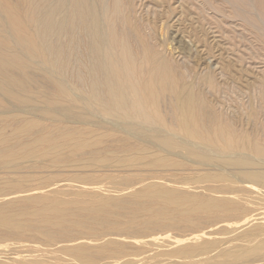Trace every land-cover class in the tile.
<instances>
[{"label":"bare ground","instance_id":"6f19581e","mask_svg":"<svg viewBox=\"0 0 264 264\" xmlns=\"http://www.w3.org/2000/svg\"><path fill=\"white\" fill-rule=\"evenodd\" d=\"M146 1V11L138 14L137 0H0V171L13 169L15 174H19V172H24V169L26 170L25 164L28 163L32 164L30 166L32 169L45 167V165L53 168L60 162L77 165L76 160L72 158L76 152H80L79 155L83 154L81 151L86 153L87 148H92V152L94 146L97 148V144L105 143L102 141L103 137H110L112 132L123 131L121 137L125 134L126 136H123L122 139L118 138L120 140L117 141V147L114 148L110 145L112 149L106 151V154L111 155L114 159L120 152L124 155L123 152L127 151L131 155H138L141 159H145L146 162H144L148 165L159 160L165 162L164 167L171 163L166 156H163L165 151L174 155L178 151L186 152L196 158L200 157L201 165L205 164L204 166H206L207 164V166H213L216 169L211 170L206 176L193 177L195 182L203 183L205 181L204 186L206 187L208 184L210 185L209 182L212 184L217 181L226 182V185L229 184L231 189L223 191L217 190L215 187L216 189L208 190L212 195L214 193H232L233 196L238 195V198L241 199H232L229 196L215 197L210 194L206 196L203 195L204 192L203 194L202 192H193L194 194H192L191 191V194H187L190 191H183L184 188L181 191L177 189L179 187L168 186L164 182H148L149 180L143 187L141 186L142 188L131 190L133 193L131 192L132 196L129 198L119 199L103 195L100 192L102 187L95 185L96 183L93 185L95 180L87 177V174L86 177L84 174L80 176L79 173L73 175H79L75 179L77 178L82 184H90L92 190L81 189L80 185V189H75L71 185L73 189L64 188L60 183L41 182L40 179L41 183L37 185L34 183L31 184L33 187H29L25 183L29 182V179L26 181L8 176L4 177L5 181H2V177V180L0 179V245L3 247H0V264H97L99 261L111 258L113 251L118 252L121 258H127V262L132 263L139 261L144 263L148 257L163 262L179 258L178 260H182L184 264H251L254 259L264 260V226H260L263 224L257 226L254 223L257 227L254 228L253 224V229L251 226L245 228L249 230L245 232L249 237L248 245L244 242L232 247L221 245L220 241L216 239L207 238L208 240H205L204 238L203 240V236L192 235L193 237L183 245L171 250L160 251L159 248L162 246L168 248L171 245L169 239L159 240L155 236L146 240L140 239L145 235L143 233L153 235V233L159 232L167 235L179 230L177 223L174 224L175 220L190 222V211L185 209L187 203L193 204V207L197 205L203 213H207L209 216L213 215L218 221L229 217L233 218V222L234 219L239 218V214H253L248 212L250 207L246 208V205L245 207L242 205L241 208L237 207L238 203H242L241 200L245 199L250 202L258 200L257 203L262 205L260 200H264V196L259 194V191L264 193V161H259V158L264 160V91L261 95L262 107L255 106L253 103L248 106L245 126L238 125L239 123L231 118L233 114L229 117L225 111L224 113L219 108L213 107V98L210 99L208 92L218 94L219 77L221 75L224 77L225 74L228 81L229 79L232 82L246 80L264 87V0ZM151 14L156 19L161 17L165 20V25L167 24L168 27L170 20H176L174 23L176 25L186 24L183 32L195 36V42L197 41L204 47V53L210 55L209 57H216L219 60V65L217 67L205 66L199 72L193 70L195 73L188 72L184 60L168 53L165 49V44L168 45V43H165L164 38L160 41L150 29L151 26L147 19ZM32 68L35 71H43V75L46 74V78L54 88V95H47L48 93L43 91L46 96L39 95L42 99L39 101L62 105L64 113L68 112L70 118L77 120V122L73 120L76 125L75 123L61 124L60 121L57 123L54 121L56 118L52 120L53 115L54 117L56 115L46 113V111L39 112L38 110L39 114L35 113L34 115L33 113L32 116L24 114H29L24 110L18 112V109L4 113L12 110V105L25 108L37 104L38 95L35 97V94H32L33 88L29 90L31 83H28L29 76L32 75L29 71ZM27 72L30 73L29 78L26 76ZM67 84L73 85L76 93ZM35 92L37 93V91ZM47 103L44 105L46 106ZM164 103L167 108L170 107L171 115L172 112L175 115L172 121L165 113ZM59 108L61 110V107ZM220 108L222 109V107ZM35 112L37 111L35 110ZM62 113L63 110L60 115ZM94 113L106 117H102L104 124L102 123L100 128L94 124L96 121L93 117ZM98 114L96 116L100 117ZM167 114L170 115L168 112ZM45 116L55 123L39 126L37 129L42 120H45ZM86 121L90 124L94 121L92 124L95 127L86 124ZM42 123L41 125L44 124ZM138 124L152 128V135H144L146 128L142 127L143 129H141L137 127ZM14 126L15 129L11 133L9 128ZM161 132L166 136H161ZM23 134H29V136L25 137L24 135L23 137ZM177 136L181 137L183 142L179 143L175 140ZM198 148L200 150L207 149V152L210 149V156L200 152ZM210 151L213 154L220 152L226 156L213 158ZM101 152L103 153V151ZM91 154H94V160L103 161L98 149L93 150ZM106 154H104L105 157H107ZM216 154L214 155L216 156ZM77 155L74 156V159ZM81 156H77V159L79 160ZM130 161L136 165L131 159ZM131 162L130 165H132ZM172 164L179 167L181 163L174 161L170 167H175ZM124 165L126 166V164ZM231 166L232 168H230ZM182 168L184 169V167ZM11 170H9V174H11ZM234 171L235 174L245 175L240 182L246 183L247 188L236 186L233 179L236 177ZM125 174L123 173L119 178L127 177L128 174ZM138 174H135L136 177ZM73 175L72 181L74 180ZM135 175L129 176L134 177ZM157 175L154 173L150 178H159L165 182H180L178 176L168 177V174H164L167 176L162 177ZM234 175L235 177H233ZM99 179L101 178L99 177ZM123 179L125 180L124 177ZM123 179L120 180L123 181ZM126 179L131 180L130 178ZM36 180L38 181V179ZM69 180L64 181L68 182ZM80 180H83L84 183ZM110 183L114 188L113 191L125 190L129 185V183L127 185L122 182L118 183L116 180H111ZM131 183L133 182L131 181ZM54 184L57 187L53 191H43L47 186ZM193 188L191 187L192 190ZM253 188L256 190L253 191ZM29 190H35V193H30ZM24 191H27V195L28 192L32 194L28 197L27 205L23 203L27 197L22 201L21 194L20 196L17 194ZM123 194L124 192L121 195ZM10 195L12 198H7ZM193 209H191V214ZM201 210H199V214L202 212ZM249 210L254 211L255 208ZM258 210L261 209H257L256 212ZM258 215L260 214L258 213ZM120 217L133 219L134 223L139 221L138 219L156 220L155 222L147 221L148 223L143 221V226L138 227V231L140 230L143 234L137 231V235L140 234L139 243L148 247H137L131 253L127 251V247H121L125 245V243H121L123 241L109 240L107 243L121 246L119 248L109 245H107L109 247H104V245L96 247L95 243L101 241V237L106 234L124 233L125 235L126 230L120 229L117 222ZM253 221L255 220L253 219ZM250 222L248 225H251ZM216 224L214 225L216 226ZM190 227H193L192 232L199 231L196 229L199 228L196 223ZM128 231L129 229H127ZM230 231L232 232V229ZM28 232L49 237V239L41 238L46 241L37 240L38 236L30 234L36 238L34 242L38 246L41 244L58 245L73 237L74 240L75 236L85 235L93 238L90 241L95 246L84 247L82 244L75 243L72 245L62 244L57 249L49 248L48 250L47 248V252H45L41 247H28V244L33 242L30 238L31 242L26 241L25 235ZM57 235L72 237L62 240ZM133 236L134 234L130 238ZM134 237L137 239L136 235ZM244 237L246 236L244 235ZM34 242L33 244H35ZM149 250H156L151 257L146 253ZM105 263L103 262V264Z\"/></svg>","mask_w":264,"mask_h":264},{"label":"rangeland","instance_id":"374dc122","mask_svg":"<svg viewBox=\"0 0 264 264\" xmlns=\"http://www.w3.org/2000/svg\"><path fill=\"white\" fill-rule=\"evenodd\" d=\"M145 2V3H144ZM147 4V1L146 0H137V4H136V7L138 8H136V10H137V13L138 14H140V13H144L145 11H146V8H145V5ZM153 12V11H152ZM148 21L147 22H149V26H151V28L150 29H152V31L154 32V34H155V36L160 40V41H162V39L164 38V40H165V43H168V45H166L165 44V49H166V51L168 52V53H170V54H172V55H174L176 58H178V59H182V60H184V62H185V65H186V70L189 72V71H197V72H199V70L201 69V68H204L205 66L206 67H210V65H213V66H218L219 64H218V62H219V60L216 58V57H209L210 55H207L206 53H204L205 51L203 50V46H201V44H198V42L196 41L195 42V36H191V35H188V33L186 32H183V29H184V27L186 26V24H181V25H183V26H181V25H176V24H174L175 22H176V20L174 21V20H170L171 22L168 24V25H170L169 27L167 26V24L165 25V20H163L161 17H159L158 19H156L152 14L151 15H148ZM150 17H151V19H150ZM155 18V19H154ZM161 18V19H160ZM154 19V20H153ZM163 21V22H162ZM165 21V22H164ZM172 24H174V26H172ZM153 27V28H152ZM179 27V28H178ZM181 27V28H180ZM177 28V29H176ZM169 31H168V30ZM178 29H182V30H178ZM155 30V31H154ZM179 31V32H178ZM181 31V32H180ZM181 35V36H180ZM188 35V36H187ZM160 37V38H159ZM169 37V38H168ZM171 37V38H170ZM191 37V38H190ZM210 41H212V39H210ZM171 55V56H172ZM183 57V58H182ZM211 60H210V59ZM207 59V60H206ZM196 65V67H195V65ZM199 64V65H198ZM204 65V66H203ZM189 69V70H188ZM34 69L32 68V70L30 69V73L33 75H30V73L29 72H27V74H26V76L28 77L29 75V79H28V83L30 84V86L31 87H29V90H31V88H33L32 90H31V92H32V94H35L34 96L36 97L37 95V104H34V105H29V106H27V107H25V108H28L27 110L24 108V107H20V106H14V105H12V110H10V111H7V112H4V113H9V112H13V111H15V110H17L18 112H20V111H26V112H29V114L28 113H24V114H26V115H29V116H32L33 115V113H34V115H35V113L36 114H39V112L40 111H46V113H54L55 115H56V117H54V115H53V118H52V120L54 119V118H56V119H54V121L55 122H57V121H60L61 122V124H63V123H70V124H73V123H75V125H76V122H77V120H75V119H73L72 117L70 118L69 116V113L68 112H66V113H64V107L62 106V105H59V104H55V103H47V102H45V103H47V105L45 106L44 104V102L43 103H41L39 100H41L42 101V99H40V97H39V95H41V96H43L42 94H44L45 96H46V94H45V92H47L48 94L47 95H54V88H53V86L51 85V83L48 81V79L46 78V74H45V76L43 75V71L41 72V71H33ZM192 72V73H195V72ZM35 73V74H34ZM191 73V72H190ZM192 75V74H191ZM31 76H32V78H31ZM192 76H194V75H192ZM220 79H219V81H220V88H219V91H218V94H213L212 92H208V94H209V96H210V99L212 100V98H213V100H212V102H214V106L213 107H215V108H219L220 110H222L223 112L225 111L226 112V115L227 116H229V117H231L232 119H234L235 121H236V123L238 122L239 124L238 125H241V126H245L246 124V122H247V117H246V115H247V110H248V106L249 105H251L252 103H253V105H257V106H259V107H262L263 106V102H262V99H261V95H262V92L264 91V87L263 86H259L258 84H253V83H250L249 81H246V80H239L238 82H232V80L231 79H229V81L227 80L228 79V77L226 76V74L224 75V77H223V75H221V77H219ZM224 78V79H223ZM30 79H33V80H30ZM223 79V80H222ZM226 79V80H225ZM251 79V78H250ZM252 80H253V78H252ZM33 81V82H32ZM34 81H35V83H34ZM225 81V82H224ZM244 82V83H242V82ZM247 82V83H246ZM49 83H50V85H49ZM240 83V84H239ZM241 83H242V85H241ZM250 84V85H247V84ZM28 84V85H29ZM224 84V85H223ZM70 88H71V90L74 92V93H76V90H75V88H74V86L73 85H70V84H67ZM244 86V87H241V86ZM51 86H52V88H51ZM73 86V87H72ZM50 89H49V88ZM235 87V88H234ZM237 87H239V88H237ZM251 87V88H250ZM256 87H257V89H256ZM263 87V88H262ZM36 88V89H35ZM245 88H246V90H245ZM261 88V89H260ZM35 89V90H34ZM38 89V90H37ZM39 89H40V92H39ZM53 89V90H52ZM255 89V90H254ZM51 90L53 91L52 93H51ZM258 90V91H257ZM35 91H37V93L35 92ZM41 91H42V93H41ZM43 91H45L44 93H43ZM34 92V93H33ZM39 93V94H38ZM41 93V94H40ZM211 93V94H210ZM259 94V95H258ZM215 97L217 98L216 100H215ZM39 98V99H38ZM261 100V101H260ZM216 101V102H215ZM39 103V104H38ZM218 103V104H217ZM256 103V104H255ZM259 103V104H258ZM48 104H50V105H48ZM166 103H164V110H165V113H166V115H167V117L172 121L173 119V116H175L174 114H173V112H172V115H171V110H170V107H168L167 108V105H165ZM217 104V105H216ZM262 104V105H261ZM5 105H7L8 106V104H5ZM38 105H40V107H37ZM54 105H56V106H54ZM57 105H58V108H57ZM34 106H36V107H34ZM41 106H43L42 108H41ZM222 107V109L220 108V107ZM20 107V108H19ZM59 107H61V110H60V108ZM70 107H72V106H70ZM23 108V109H22ZM35 108H37V109H35ZM40 108V109H39ZM22 109V110H21ZM31 109V110H30ZM59 109V110H58ZM33 110V111H32ZM35 110L38 112V110H39V112L37 113V112H35ZM62 110H63V113H62V115H60L61 114V112H62ZM170 112H169V111ZM49 111V112H48ZM167 112L168 113H170V115H171V117H170V115L168 116V114H167ZM224 112V113H225ZM45 113V114H46ZM230 113V114H229ZM235 113V114H234ZM240 113V114H239ZM66 114V115H65ZM95 115H93V117L95 118V120L97 121H93L94 122V124L95 125H98V126H96V127H102V125L104 124V122H103V118H106L104 115H102V114H98V113H94ZM100 115V117H98V116H96V115ZM231 114H233V115H231ZM231 115V116H230ZM239 115V116H238ZM47 116V115H46ZM46 116H45V120L43 119L42 120V122L44 123H42L43 125H41V123H40V125H38L37 126V129H39V126L41 127V126H46V124L47 125H50V124H54L55 122H52V120L51 119H49L48 120V118H46ZM57 116H61V118H57ZM104 116V117H103ZM238 117V118H236V117ZM48 117V116H47ZM103 117V118H102ZM234 117V118H233ZM39 118V117H38ZM68 118V119H67ZM96 118H99V119H96ZM100 118H102V119H100ZM236 118V119H235ZM238 119V120H237ZM48 120V121H47ZM67 120H69V121H67ZM73 120H75L76 122H74ZM102 120V121H101ZM246 120V121H245ZM63 121V122H62ZM70 121H72V122H70ZM60 122H57V123H60ZM93 122H91V124H90V122L88 123V121H86L85 123L86 124H89L91 127H95L94 126V124H92ZM245 122V123H244ZM100 123H101V126H99L100 125ZM103 123V124H102ZM247 126H249V125H247ZM137 127H139V128H141V129H143V128H146V129H144V135H152L151 133V131L153 130L152 128H150V127H147V126H145V125H140V124H138V126ZM143 127V128H142ZM148 128V129H147ZM10 129V132L12 133L13 132V130L15 129V126L14 127H10L9 128ZM149 130V131H148ZM100 131H102V130H100ZM121 133V134H120ZM124 132L123 131H119L118 133H116V132H112L109 136L110 137H103V139H105V140H103L102 139V141L103 142H105V143H100L99 145L97 144V148H96V146H94V149L93 150H97L98 149V152L100 153V158L103 160V161H101V160H94L93 159V155L94 154H91L92 152H93V150H92V152H91V149L92 148H87V149H89V150H85L86 151V153H84V151H81V153H83V154H80V155H82L81 157H83V158H85V159H83V158H79V160L77 159L78 157L77 156H80L79 155V153L78 152H76L74 155H73V160H76L75 162H76V164L78 163V164H80L79 166H77V165H74L73 163V165L72 164H66V163H64L63 164V162H60V163H57L58 165L56 166L55 165V167H53L52 168V166H47V165H45V167L44 166H42V167H37V169L36 168H33L32 169V167L30 168V166L32 165V164H30L29 165V163L28 164H25V166H27V167H25L26 168V170L24 169V172H19V174L17 173V174H15L14 173V171H13V169L11 170V169H9V170H11L12 172H10L11 174H9V170H3V171H5V172H3V171H0V179L2 180V181H5L6 179L4 178V177H10V178H17V179H20V180H26L27 181V179H29L30 181L28 182H25L29 187H33V185H31V184H34V183H36V185L37 184H39V183H41L42 181H45V182H47V181H49V182H57L58 184L60 183L64 188H70V189H73L72 187L74 186V188L76 189H80V187H81V189L83 188L84 190H92L91 188H92V186H90V184H85L84 183V181L83 180H80L81 182L83 181V183L84 184H82V183H80L79 182V180L77 179L78 177L77 176H79V175H77L76 174V176L75 175H73L74 173H79L80 174V176H83V174H84V177H86V174H87V177H89V178H92L93 180H97L96 182L94 181V183H93V185L95 184V185H97V186H99V187H102V188H100V192H102V194L103 195H105V196H107V197H117V198H129L130 196H132V193H133V191L135 190V189H138V188H142L143 187V185L145 184V183H148V182H153V181H156V182H164V183H167L166 185H168V186H172V187H175V188H177V187H179V188H177V189H179V190H181L182 188H184V189H182L183 191H190V192H188L187 194H191V191H192V194H194V193H201L202 192V194H203V192H204V194L203 195H208V194H210V196L212 195V193H210V190H208V189H216L217 188V190H223V191H226V190H228L229 188L231 189V187L229 186V184H228V186L226 185V182H223V181H217L216 183L215 182H213L214 184H212L211 182H209L210 183V185L208 184H205V185H207V187L206 186H204V183H205V181L203 182V183H197V182H195V180L193 179V177H198V176H200V177H203V176H206V174L207 173H209V172H211V170L212 171H214V170H216L215 168H213V166H207V164H206V166H204L205 164H202L201 165V162H200V157H198V158H196V156H192V155H188V153H186V152H179L178 151V153H175V155L174 154H169V152L167 151H165L164 153H163V156H166V158H168L169 159V162H174V161H178V163H181V164H179V167H178V165H175V164H172V166H174L175 165V167H170V165H171V163L167 166V165H164V167L166 166V168H164L163 167V164H165V162H160V160L159 161H157V162H155L154 161V163L151 165V164H147V163H145L146 162V160L145 159H141L138 155L137 156H134V155H131L129 152H127V151H124L123 152V154L124 155H122V153L120 152L119 154H118V156H116L115 157V159L113 158V157H111V155H108V154H106V151L107 150H109V149H112V147H110V145L111 146H113L114 148H116L117 147V141H119L120 139H122L123 138V136L125 137L126 136V134L125 135H123L122 137H121V135L123 134ZM117 134V135H116ZM24 135H25V137H27V136H29V134H23V137H24ZM160 135L162 136H166V134H162V132L160 133ZM120 137V139H118ZM178 138V139H177ZM177 138L175 139V140H177L179 143L182 141V139H181V137L179 138L178 136H177ZM113 140V141H112ZM116 141V142H115ZM183 142V141H182ZM181 144H183V143H181ZM96 145V144H95ZM92 146V147H93ZM100 149V150H99ZM103 149V150H102ZM199 150H200V148H198ZM105 150V151H104ZM209 150L210 149H208V152H207V149H201L200 150V152H203V153H207V155H209ZM101 151H103V153L104 154H106V156L107 157H105V155L101 152ZM206 151V152H205ZM212 151V150H211ZM211 151H210V154L213 156V158H219V157H222V156H226L225 154H221L220 152H214V154H216V156L213 154V153H211ZM88 152V153H87ZM89 152H90V154H89ZM167 153V154H166ZM184 153H186V154H184ZM86 154V155H85ZM87 154H89L88 156H87ZM178 154V155H177ZM75 155H77L76 157H75V159H74V156ZM85 155V156H84ZM129 155V156H128ZM170 155V156H169ZM177 155V156H176ZM221 155V156H220ZM109 156V157H108ZM210 156V155H209ZM134 162V163H136V165L135 164H133L131 161H130V159ZM137 157H138V159L140 160H138L137 159ZM108 158H110V159H108ZM113 158V159H112ZM120 159V161H119V159ZM134 158H136V159H134ZM82 159V160H81ZM125 159V160H124ZM198 159V160H197ZM109 160H110V162H109ZM123 160V161H122ZM173 160V161H172ZM183 160V161H182ZM117 161V162H116ZM143 161V162H142ZM145 161V162H144ZM195 161V162H194ZM201 161H202V159H201ZM259 161H261V162H263L264 160H260V158H259ZM83 162V163H82ZM129 162V163H128ZM130 162H131V164L133 165H130ZM183 162V163H182ZM62 163V164H61ZM109 163H111V164H109ZM141 163V164H140ZM188 163V164H187ZM66 164V165H65ZM83 164V165H82ZM108 164V165H107ZM124 164H126V166L124 165ZM128 164V165H127ZM61 165H63V166H61ZM68 165V166H67ZM82 165V166H81ZM103 165V166H102ZM107 165V166H106ZM135 165V166H134ZM148 165V166H147ZM157 165V166H156ZM263 165H264V162H263ZM61 166V167H60ZM70 166V167H69ZM71 166H73V167H71ZM91 166V167H90ZM118 166V167H117ZM161 166V167H160ZM51 167V169H49V168ZM137 167V168H136ZM159 167V168H158ZM163 167V168H162ZM182 167H184V169L182 168ZM44 168V169H43ZM55 168V169H54ZM119 168V169H118ZM150 168V169H149ZM182 168V169H181ZM205 168V169H204ZM230 168H232V166L230 167ZM38 169H40V170H38ZM142 169V170H141ZM157 169V170H156ZM162 169V170H161ZM196 169V170H195ZM28 170V171H27ZM32 170V171H31ZM92 170V171H91ZM149 170V171H148ZM159 170V171H158ZM8 173H7V172ZM82 171V172H81ZM196 171V172H195ZM236 171V170H235ZM235 171H234V174H235ZM187 172V173H186ZM237 172V171H236ZM29 173V174H28ZM109 173V174H108ZM123 173H126V174H128L127 175V177L126 176H122V178H119V177H121L120 175H123ZM139 173V174H138ZM143 173V174H142ZM145 173V174H144ZM148 173H149V175H148ZM154 173H156V175L157 176H162V177H166L164 174H168L169 176L168 177H171V176H173V177H177V178H180L179 179V181L180 182H171V181H167V182H165L164 180H162V179H159V178H150V176L151 175H153ZM162 173H164V174H162ZM195 173H197V174H195ZM13 174V176H11ZM91 174H92V177H91ZM125 174V175H126ZM137 175L138 174V176L136 177V175L133 177H131V176H129V175ZM143 176H142V175ZM171 174V175H170ZM175 174H178V175H175ZM193 174H195V175H193ZM239 174V175H238ZM236 173L235 175H236V177H235V175L233 176V177H235V178H233L234 179V182H235V184H236V186L238 187V188H247L248 186L246 185V183H242V182H240V181H242L243 179H244V174H242V173ZM15 175H18V176H15ZM72 175H73V179L75 180V182H74V180L72 181L71 179H72ZM104 175V176H103ZM108 175V176H107ZM144 175H145V177H144ZM183 177H182V176ZM201 175H203V176H201ZM241 175V176H240ZM244 175V176H243ZM19 176H20V178H19ZM71 176V178H69ZM113 176V177H112ZM115 176V177H114ZM140 176V177H139ZM189 176V177H188ZM75 177H77L76 179H75ZM95 177V178H94ZM98 177V178H97ZM99 177L101 178V179H99ZM117 177V178H116ZM123 177L125 178V180L123 179ZM22 178V179H21ZM52 178V179H51ZM66 178H68V179H70L68 182L67 181H64V180H68V179H66ZM126 178H130L131 180H128V179H126ZM242 178V179H241ZM36 179H38V181L36 180ZM41 180V182H40V180ZM62 179H63V182H62ZM109 179V180H108ZM120 179H123V181L122 180H120ZM132 179H134V180H132ZM140 179H143V180H140ZM157 179V180H156ZM232 179V178H231ZM237 179V180H236ZM240 179V180H239ZM1 180H0V182H1ZM35 180V181H34ZM52 180V181H51ZM101 180V181H100ZM111 180H116L118 183H121L122 182V184L124 183V184H126L127 185V183H129V185L128 186H126V188L127 189H125V190H122V191H113V186L111 185V183H110V181ZM118 180H120V181H118ZM136 180V181H135ZM139 180V181H138ZM149 180V181H148ZM186 180V182H184ZM37 181V182H36ZM72 181V182H71ZM103 181V182H102ZM107 181V182H106ZM125 181H127V182H125ZM132 181L133 183H131L132 185L134 184L135 185V187H134V185L132 186L131 184H130V182ZM148 181V182H147ZM236 181H239V182H236ZM98 182V183H97ZM138 182H139V185H138ZM191 182V183H190ZM67 185H66V184ZM80 183V184H79ZM207 183H208V181H207ZM218 183V184H217ZM121 184V185H122ZM187 184V185H186ZM201 184H203V185H201ZM215 184H217V185H215ZM243 184V185H242ZM72 187H71V186ZM76 185H78L77 187H76ZM79 185H80V187H79ZM87 185V186H86ZM110 185V186H109ZM180 185V186H179ZM202 186L201 188L199 187V186ZM214 185V186H213ZM219 185H221L220 187H219ZM226 185V186H225ZM142 186V187H141ZM204 186V187H203ZM46 187V186H45ZM49 187V188H48ZM51 187V188H50ZM57 186L54 184V185H50V186H47L46 188H44V190L43 191H45V192H47V191H53L55 188H56ZM79 187V188H78ZM85 187V188H84ZM105 187V188H104ZM191 187H194L193 188V190L191 189ZM214 187V188H213ZM216 187V188H215ZM219 187V188H218ZM225 187V188H224ZM47 188H48V190H47ZM86 188H88V189H86ZM129 188V189H128ZM132 188V189H131ZM203 188H204V190H203ZM207 188V189H206ZM27 189V188H26ZM102 189V190H101ZM254 189V188H253ZM129 190H130V192H129ZM131 190H133V191H131ZM181 190V191H182ZM201 190H203V191H201ZM256 189H254L253 191H255ZM128 191V192H127ZM26 192V193H25ZM29 192L30 193H35V190H29ZM28 192V195H27V191H24V192H20V193H17L19 196H20V194H21V196L20 197H22L21 199H22V201H23V198H25V197H27L26 199H24V204L25 205H27V203L29 202L28 201V197H29V195L31 196L32 194H30ZM117 192V193H116ZM124 192V194L123 195H127V196H123V195H121L122 193ZM125 192H126V194H125ZM132 192V193H131ZM194 192V193H193ZM260 193L259 194H261V195H263L264 196V193L262 194V191H259ZM25 193V194H24ZM206 193V194H205ZM226 193V192H225ZM17 194H14L15 196H17ZM109 194V195H108ZM112 194V195H111ZM131 194V195H130ZM226 194H227V196H226ZM226 194H224V193H214L212 196H215V197H232V199H237L238 198V195H234L233 196V194L232 193H230V194H228V193H226ZM22 195H24V196H22ZM25 195H27V196H25ZM260 195V196H261ZM11 196V197H10ZM10 196H8L7 198H12V195H10ZM15 196H13V197H15ZM205 196V197H206ZM262 196V197H263ZM239 200L241 199V198H238ZM264 199V198H263ZM26 200V201H25ZM28 201V202H27ZM261 201V204L264 206V200H260ZM88 202V201H87ZM241 202L242 203H238L237 204V207H239V208H241L242 207V205H243V207H245V205H246V208H249V209H253V207L255 208V210L254 211H250L249 209H248V212H252L253 214H239L240 216L241 215H243V216H238L239 218H237V219H234V222H233V218H229V217H227V218H224V219H221V220H217V218L216 217H213V215H211V216H209V215H207V213H203V211L200 209V207H198L197 205H194L195 207H193V204H191L190 205V203H187V205L185 206V209H186V211H190L189 213H190V215H191V221L190 222H187L186 221V223L184 222V221H182V220H179L178 219V221L177 220H175V222H174V224L175 223H177L176 225L178 226L177 228L181 231H179V230H176L175 232H170L169 234H167L166 235V233H164V234H162V233H153V235L151 234V233H143V234H145V235H143L142 234V232L140 231V234H142L141 236L142 237H144V236H146V237H144V238H140V234H139V236L137 235L138 234V227H141V226H143V224L145 223V222H147L148 220H146V221H144V219H138L139 221H137V220H134V221H137V222H133V219H131L130 220V218H122V217H120V218H118L119 220L117 221L118 222V224H119V228L120 229H122V230H126L125 232L127 233H125V235H124V233H115V235H114V233H111V235H110V233L109 234H106V236H102L101 238H102V240L101 241H97V244L95 243V245H96V247H103V245H104V247H106L107 245H109V246H112V247H115V248H119L121 245H116V244H111V243H107V242H109V241H119V242H121V241H123V242H121V243H125V245H127V246H125V245H122L121 247H124V248H128V252H134L136 249H137V247H140V248H144L145 247V245H143V244H140L139 242H140V239H147V238H150L151 236L153 237V236H155L156 238H158L159 240H161L162 238L163 239H169L170 240V243H171V248H170V246L167 248V246H162L161 248H159V250L160 251H167V250H171V249H173V248H176V247H178L179 245L181 246V245H183L184 243H186L190 238H192L193 236L192 235H200V236H203V240H204V238H205V240H208V239H216V240H219L220 241V243H221V245H224V246H229V247H232V246H236V245H238V244H243L244 242V244H246V245H248L249 244V237H247V235L245 234V232H246V230L247 231H249L248 229H245V228H248V227H250L251 226V228H252V225L254 224V223H256V225L258 226L259 224H263V225H260V226H264V216H262L263 214H264V207L262 206V205H260V203H257L258 202V200H256V201H253V202H250L249 200H241ZM250 202V203H249ZM255 202V203H254ZM248 205H247V204ZM239 204H241V205H239ZM252 204V205H251ZM254 204H258V205H254ZM187 206H188V208H187ZM191 206V207H190ZM235 206V205H234ZM257 206V207H256ZM260 208H259V207ZM199 209V210H201L202 212V214L200 213L199 214V210L197 209V208ZM192 208H194L193 210H192V214H191V209ZM195 209H196V211H195ZM257 209H261V210H258L257 212H256V210ZM198 210V211H197ZM263 210V211H262ZM194 212V213H193ZM198 212V213H197ZM255 212V213H254ZM260 212H263L262 214L260 213ZM186 213H188V212H186ZM258 213L260 214V215H258ZM186 215H188V214H186ZM189 215V216H190ZM247 215V216H246ZM250 215V216H249ZM251 215H254L253 217L251 216ZM257 215V216H256ZM207 216V217H206ZM256 216V217H255ZM260 216V217H259ZM251 217V218H250ZM255 218H259L258 220L257 219H255ZM263 218V219H262ZM121 219H123V220H121ZM128 219V220H127ZM209 219H211V220H209ZM215 219V220H214ZM246 219V220H245ZM251 220V222H250V220ZM253 219L255 220V221H253ZM261 219V220H260ZM227 220H229L230 222H228ZM236 220V221H235ZM242 220V221H241ZM140 221H142V222H140ZM143 221H144V223H143ZM156 220H149L148 222H155ZM227 221V222H226ZM240 221V222H239ZM247 221V222H246ZM147 222V223H148ZM191 222H193V223H191ZM200 222V223H199ZM204 222V223H203ZM233 222V223H232ZM251 223V225H248V223ZM124 223H125V225H124ZM140 224L141 223V225H138V224ZM194 223H196V224H198L199 225V228H196V229H198L199 231H194V232H192L191 231V229L193 228V227H190V226H192V224H194ZM217 223V224H216ZM229 223V224H228ZM213 226H212V225ZM214 224H216V226L214 225ZM234 224V225H233ZM245 224V225H244ZM133 225V226H132ZM136 225V226H135ZM175 225V226H176ZM224 225H226V226H224ZM229 225V226H228ZM239 225H240V227H239ZM129 226V227H128ZM184 228H183V227ZM238 226V227H237ZM246 226V227H245ZM257 226H255V224L253 225V227L255 228V227H257ZM134 227H137L136 229L134 228ZM190 227V229H188ZM204 227V228H203ZM228 227H230V228H228ZM236 227V228H235ZM129 229V231L127 232V229ZM187 228V229H186ZM239 228V229H238ZM241 228V229H240ZM243 228V229H242ZM251 228H249V229H251ZM135 229V230H134ZM182 229V230H181ZM232 229V232L230 231ZM236 229V230H235ZM253 229V228H252ZM205 230V232H203ZM136 231V232H135ZM138 231V232H137ZM192 232V234H191V232ZM129 232H130V235H129ZM240 232V233H239ZM168 233V232H167ZM238 233V234H237ZM30 234H33V233H31V232H28L25 236H26V241H29V242H31V240H33V242L35 241V239L36 238H34V236L36 237V236H38L37 238V240H44V239H41V238H45L46 237V239H49V237L48 236H43V235H30ZM132 234H134V236L136 235L137 236V239H136V237H131L130 238V236H132ZM156 234V235H155ZM109 235V236H108ZM126 235H128V236H126ZM159 235V236H158ZM160 235H162V236H160ZM180 235V236H179ZM191 235V236H190ZM244 235L247 237H244ZM24 236V237H25ZM33 236V237H32ZM58 236V238L59 239H62V240H64V239H71V237L72 236H61V235H57ZM81 236V235H80ZM148 236V237H147ZM171 236V237H170ZM205 236V237H204ZM213 236V237H212ZM77 237V238H76ZM82 237V238H81ZM81 237H78V236H75V239L73 240V238L71 239V240H69V241H64V243H59L58 245H53V246H51V245H47V244H41V246L39 245L38 246V244H36L35 242V244H33V242H31V243H29L28 244V247H41L42 248V251H45V252H47V248H48V250H49V248L50 249H57L58 247H60V246H62V244L63 245H72V244H78V245H81L82 244V246H84V247H94L95 245L93 244V242L92 241H90V240H92L93 238H91V236H88V235H85V236H81ZM93 237V236H92ZM108 238V239H106V238ZM129 237V238H128ZM176 237V238H175ZM181 237V238H180ZM232 237V238H231ZM31 240H30V239ZM90 238V239H89ZM140 238V239H139ZM184 239V241H183V239ZM208 238V239H207ZM241 238H242V240H241ZM28 239V240H27ZM46 239L44 240V241H46ZM81 239V240H80ZM85 239V240H84ZM100 239V238H99ZM175 239V240H174ZM236 239V240H235ZM239 241H238V240ZM246 239V240H245ZM105 240V241H104ZM109 240V241H108ZM139 240V241H138ZM177 240V241H176ZM233 240H235V241H233ZM77 241V242H76ZM87 242V244H86V242ZM90 243H89V242ZM172 241V242H171ZM80 242H82V243H80ZM84 242H85V244H84ZM92 242V243H91ZM173 242H175V243H177V244H175V243H173ZM246 242H248V243H246ZM99 243V244H98ZM104 243V244H103ZM140 244V246H139V244ZM173 243V244H172ZM179 243V244H178ZM32 244V245H31ZM61 244V245H60ZM93 244V245H92ZM175 244V245H174ZM45 245V246H44ZM99 245V246H98ZM101 245V246H100ZM141 245H142V247H141ZM15 246H17L16 244H15ZM50 246V247H49ZM56 246V247H55ZM109 246H107V247H109ZM0 247H3V245H0ZM146 247H148V246H146ZM145 247V248H146ZM45 248V249H44ZM164 248V249H163ZM234 249H236V248H234ZM156 251V250H155ZM155 251H153V250H149L148 252H146V253H148V255H150V257H151V255H153V254H155ZM114 253H112V255H111V253H110V255H111V258H113L112 260H111V258H108L107 260L106 259H102V260H106V261H102V262H97V264L99 263V264H103V262L105 263V262H107V263H105V264H124V261L126 260V263L125 264H141V262H142V264H152L154 261H155V263H153V264H165V263H167V264H184L183 263V261L182 260H178L179 258H172L171 259V261H156V260H154V259H151V258H149L148 257V259H145V261H144V263H143V261H139V262H127V258H121V256H119V253L118 252H116V251H113ZM149 252H153L152 254L151 253H149ZM113 254H115V255H113ZM105 255V254H104ZM101 256H103V255H101ZM106 256V255H105ZM113 256H115V257H113ZM146 256H147V254H146ZM103 258V257H102ZM26 259V258H25ZM117 261H116V260ZM119 259H121V260H119ZM150 259V260H149ZM109 260H110V262H109ZM153 260V261H152ZM177 260H178V262H177ZM258 260V261H257ZM111 261H112V263H111ZM113 261H114V263H113ZM123 263H122V262ZM149 261H151V262H149ZM116 262V263H115ZM163 262V263H162ZM253 263H251V264H264V260H262V259H254L253 261H252ZM236 264H241V263H236ZM243 264V263H242Z\"/></svg>","mask_w":264,"mask_h":264}]
</instances>
